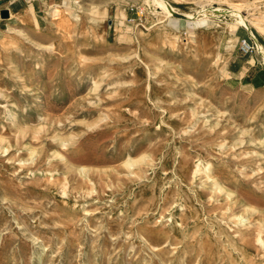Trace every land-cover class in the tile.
<instances>
[{
	"label": "rangeland",
	"instance_id": "1",
	"mask_svg": "<svg viewBox=\"0 0 264 264\" xmlns=\"http://www.w3.org/2000/svg\"><path fill=\"white\" fill-rule=\"evenodd\" d=\"M64 1L0 0V264H264L263 56L185 16L264 0Z\"/></svg>",
	"mask_w": 264,
	"mask_h": 264
},
{
	"label": "bare ground",
	"instance_id": "2",
	"mask_svg": "<svg viewBox=\"0 0 264 264\" xmlns=\"http://www.w3.org/2000/svg\"><path fill=\"white\" fill-rule=\"evenodd\" d=\"M146 2H148L150 5H153L156 10L161 9L162 12H165L168 15L173 14L176 10L175 6L167 0H146ZM64 3H68V0L64 1ZM21 6V0H14L11 7L8 8L9 13L13 9L20 10ZM25 13H32V7L29 6L23 9L21 14ZM185 16L187 17V21L194 22L195 24L205 23L209 21L216 22L221 18V16H223L222 19L226 20V23L231 33H234L239 26H244L250 32V36L255 38L257 47L259 48L260 52H262L264 55V47L256 37V31L261 32V34H264V16L256 18L253 17V19H250L242 13L241 7L238 4H232L230 8H204L198 10L197 15L192 13H186Z\"/></svg>",
	"mask_w": 264,
	"mask_h": 264
},
{
	"label": "crops",
	"instance_id": "3",
	"mask_svg": "<svg viewBox=\"0 0 264 264\" xmlns=\"http://www.w3.org/2000/svg\"><path fill=\"white\" fill-rule=\"evenodd\" d=\"M262 45H263V43H262ZM263 47H264V45H263ZM258 53H260L261 56H263V58H264V55H263L262 52L258 51ZM250 58L251 59H247V62L250 63V67L247 68V70H249V69H251L253 67H256L255 63H257V62H255L256 59H255L254 54H252ZM261 70L264 71V66H262L261 68H258V69L255 68L253 74L251 76H249L250 77V83L253 86H262V85H264V72H261Z\"/></svg>",
	"mask_w": 264,
	"mask_h": 264
},
{
	"label": "built area",
	"instance_id": "4",
	"mask_svg": "<svg viewBox=\"0 0 264 264\" xmlns=\"http://www.w3.org/2000/svg\"><path fill=\"white\" fill-rule=\"evenodd\" d=\"M238 49L242 54H251L257 50V46L251 36H246L238 39Z\"/></svg>",
	"mask_w": 264,
	"mask_h": 264
},
{
	"label": "water",
	"instance_id": "5",
	"mask_svg": "<svg viewBox=\"0 0 264 264\" xmlns=\"http://www.w3.org/2000/svg\"><path fill=\"white\" fill-rule=\"evenodd\" d=\"M2 17H8L10 15L9 10L8 9H3L1 11Z\"/></svg>",
	"mask_w": 264,
	"mask_h": 264
}]
</instances>
